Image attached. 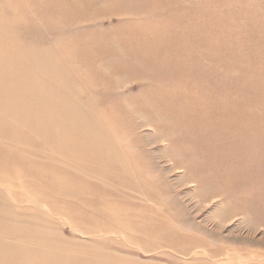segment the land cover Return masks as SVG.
<instances>
[{
  "label": "rangeland",
  "instance_id": "1",
  "mask_svg": "<svg viewBox=\"0 0 264 264\" xmlns=\"http://www.w3.org/2000/svg\"><path fill=\"white\" fill-rule=\"evenodd\" d=\"M58 2L61 8L58 3L51 6L47 0H0V26L3 27L0 29V88H8V91H0V222L41 223L51 232L48 237L69 238L76 244H71L75 249L93 242L89 246L92 250L97 248L109 253L104 256L108 263L120 257L133 264H264V227L251 230L255 219L245 222L241 217L224 222L222 228L215 227L220 221L215 213L223 197L208 202L200 200L196 185L188 181L186 172L174 169L171 160L159 156L167 143L162 142L158 132L147 128L135 131L143 137L142 146L146 150V153L137 152L145 157L153 174L163 176L168 187L156 201L150 195L148 198L145 191L135 192L121 185L114 176L104 177L105 170L119 176L128 164H115L118 155L114 147L101 148L107 138L113 144L119 140L114 125L120 134L126 127L134 129L133 123L124 118L126 112L123 111L132 105L133 99L147 98L155 106L167 107V97L180 100L187 95L192 101L196 92L202 91L201 104L216 105L219 100L216 107L222 110L230 103L234 109H238V104L242 110L243 107L250 109L247 118L242 117L241 112L228 121L232 132L249 129L258 134L264 132V0H123L122 5H111L98 12L99 15L106 13L107 17H99L101 19L95 22L84 21L82 15H77L70 0ZM14 14L20 15L19 19L22 16L21 21L17 16L15 19ZM7 25L12 27V32L5 33ZM117 53L123 58L126 70L112 75L107 72L113 68L108 59L114 54L116 58ZM133 70L151 73L152 77L129 74ZM12 71L18 72L19 79L25 81H17V77L10 75ZM30 80L35 82L31 84L33 89L29 87ZM37 90L51 96L44 107L35 113L19 109L24 96L37 104ZM60 97H66L67 104L63 105ZM63 118L66 119L62 123L63 132L57 135L66 134L64 137L72 139L52 147L48 141H58L55 133L62 126L56 121ZM213 124L215 129L211 132L204 127L191 131L190 144L194 148L191 156L194 164L208 168L203 172L205 180L222 186L229 183L233 169L244 161L245 140L235 132L229 139L231 150L219 147L210 137L222 125ZM175 139L185 143L183 136ZM95 146L99 148L94 149ZM75 147L86 150L91 147L92 155L88 150V153L69 156L67 151ZM22 150L29 152L26 157L33 167L47 169V175L41 178L35 174L14 173L10 163H23L4 162L3 158L8 152L19 159ZM217 152L224 155L219 161L224 178L219 179L212 173L216 168H209V163L205 162ZM230 153L234 154V159L230 158ZM103 157L108 158L105 165L98 161ZM135 169L139 170L138 165ZM254 172L253 165L244 164L242 182L247 179L256 182L252 178H258ZM52 178L55 184L50 183ZM62 187L75 193L76 199L55 193ZM128 195L142 200L147 196L150 202L129 199ZM167 200L174 203L175 210L171 214L185 216L186 213L185 223L178 221L177 226L175 221L163 216L164 211H172L165 207ZM85 209L87 218L81 215ZM115 215L119 216L115 218ZM133 215L138 220L142 217L144 221H138L141 227L145 231L152 230L157 236L153 239L140 236L136 221H126ZM121 216L125 224L120 223ZM213 226L218 235L210 233ZM93 228L96 233L89 230ZM167 228H173L171 231L183 238L162 242L158 235H164ZM219 236L222 239L216 241ZM254 239L259 241L253 244ZM196 241L202 251L209 247H229L226 250L231 253L241 250L257 259L245 261L241 257L226 258L225 253L205 252L206 261L195 259L193 262V258L183 257L182 250L192 247Z\"/></svg>",
  "mask_w": 264,
  "mask_h": 264
},
{
  "label": "bare ground",
  "instance_id": "2",
  "mask_svg": "<svg viewBox=\"0 0 264 264\" xmlns=\"http://www.w3.org/2000/svg\"><path fill=\"white\" fill-rule=\"evenodd\" d=\"M47 1L51 6H54L56 3H58V7L61 8L58 0H47ZM70 4L73 7V9L75 10V13L77 15L83 16L84 21L95 22L97 20H100L101 18L107 17L105 15L106 13L104 15H99L98 12L105 10L108 6H111V5H122L123 0H70ZM16 16L18 17L17 19H19L20 15L18 16V14L17 15L14 14L15 19H16ZM99 17H101V18H99ZM21 18H22V16H21ZM21 18L19 19L20 21H21ZM129 20H130V18H129ZM8 27H6V29H4L5 33L13 31L12 27H9V29L11 28V30L8 31L7 30ZM133 27H134V25H133ZM2 28L3 27H1L0 29H2ZM182 36H185V35H182ZM113 40H114V38H113ZM113 45L115 47V44H113ZM132 51H133V49H132ZM118 52H120V51H118ZM114 56H115V54H114ZM114 56H110L108 59L109 63H111L113 65V68L110 69V71L107 69L108 68L107 66H109V64H107V66L104 65L105 69L108 70V71L107 70L106 71L112 75H114L118 72L122 73L126 70V67L124 66V64L122 62L123 58L120 56L118 57V53H117L116 58ZM140 57H142V56H140ZM98 62H100V61H98ZM100 63H102V62H100ZM156 71H158V70H156ZM180 71H181V69H180ZM10 73H11L10 75H12L13 77H17V79H16L17 81L22 82V83L25 81V80L19 79L18 72L12 71ZM133 73L137 74V75L138 74L146 75V76L150 75L148 77H150V78L152 77L151 73H148V72L147 73H137L136 70L134 72L129 73V74H133ZM7 74H9V73H7ZM10 75H8V77H11ZM156 76H158V75H156ZM114 78L115 77H113V79ZM175 81H176V79H175ZM177 82H178V80H177ZM201 82H202V80H201ZM205 82H206V80H205ZM190 83H192V82H190ZM202 83H200V84H202ZM31 84H35V82L34 81H31V83L29 82V87L31 89H33L32 88L33 85L31 86ZM184 84H186V83H184ZM172 86H173V84H172ZM193 87H195V86H193ZM6 88H7V86H6ZM163 89H161V90H163ZM196 89H198V87ZM196 89L194 91H196ZM200 89L203 90V88H200ZM6 90L3 89V87L0 88V91H6ZM224 90L226 91L227 89H224ZM187 91H185L186 94H187ZM41 92H42L41 90H37V93H38V98L36 101L37 104L31 103L30 102L31 100L25 99V96H24V100H22V101L20 100V103H19L20 105L18 108L22 109L23 112L25 111L27 113H35V112L41 110L42 109L41 107H44V104H46V100L51 99L50 94L49 95L46 93L41 94ZM192 92H193V90H192ZM204 92L206 93V90ZM173 93H175V92H173ZM201 93L197 94V92H196V95H194L193 99H192L193 102L190 100L191 97L187 98V95H186V97H183L184 95L181 96L182 99H180V100L177 99L176 97H167L165 95H161L162 97H167L166 98L168 100V106L167 107H165V106L163 107L160 105L155 106L154 103L149 101L147 98H143L141 100L133 99L132 105L129 104L128 105L129 107H126L127 110H123V111L126 112V113H124L125 114L124 118L129 123H131V122L133 123V124L132 123L131 124H132V127L134 129H129L130 127H126V129H123L124 132L121 131V134H120L119 130H117L115 128V125H114L113 128H114L115 133H118L117 137H119V140L117 138L116 140H118V141H116V143L113 144V142H110V138H107L105 143H102V145H101V148H103V149H108L110 147H114L117 150V155H118V157L115 159V164H117V165L128 164V167L125 169L122 168V171H120L121 174L119 176H116L115 173L110 171V170H105L103 175H104V177L114 176L120 182L121 185L124 184V185L128 186L132 191L140 192V193L146 192L148 195V198L150 195V198H152V200H155V201L159 200L160 195L162 193L166 192L168 190V187L165 184V182H163V179H164L163 176L153 174L150 171L151 170L150 165H148L149 163L146 162L145 157L141 153L137 152L140 150L142 153H146L145 152L146 150H144L143 146H142V144L145 142L143 137H139L138 135L135 134V131L139 130L141 128L142 129H146V128L147 129H153V131H156L159 133V138L162 139V142L167 143V145H165V148L161 149V152L158 151V152H160L159 156L162 158H166V159L171 160L173 162L174 169H179V170L181 169V170H184L186 172V175L188 177V181L190 183L196 185V188L198 190L197 197H199L200 200H202L203 202L204 201L208 202V201H211L212 199H215L218 197L224 198V199L222 198V201L220 203L221 205H220V207L217 208V211L215 213V216H216L215 218L220 220L218 223L219 225H217L215 227L222 228L221 225H224V222L231 220L233 218H236V217L243 218L245 222H246V220H250V219L254 220L255 219L256 223L253 225H256V226L253 227V225H250V226H252L251 230H256L257 228H259V226L264 227V132L262 131L260 134H258L259 132L256 133L252 129H249L248 131H245V132H242L241 130H235L232 132V130L228 129L230 127V124L228 121H230L232 118H235L236 115L241 113V112L244 113V115L242 117L247 118V113L249 112L250 109H247V108L244 109V107H243V110H242V107L239 106V104H238V109H234L231 107V103H230V105H227L229 103H227L225 101L226 99L224 100L227 103L226 105L232 109H228L227 106L225 105V102L223 104L226 106L225 110H222L223 105L221 107L222 109L216 107V105L220 103L219 100H218V103H217V101H215V103H217L216 105H214L212 103L211 104L207 103L208 105H204L205 102L203 104H201L200 101H202V100H199L203 96ZM193 94H191V95H193ZM215 94H216V92H215ZM217 94H216V97H217ZM188 96H190V95L188 94ZM237 96H238L237 99H239L240 96L239 95H237ZM212 98H213V96H212ZM217 98L219 99V97H217ZM222 98L224 99V97H222ZM234 98H235V96H234ZM60 99H61V102L63 103V105L67 104V102L69 101L66 97H60ZM230 101L231 100H229V102ZM123 104H125V103H123ZM235 110H237V112L238 111L239 112L237 113ZM65 121H66V119L63 118L59 121H56V123L58 126H60V125L62 126V123ZM70 121H72V120H70ZM216 122H218L219 125H222L221 129L220 130L217 129L212 134L213 137H210V138L213 139V141L219 147L225 146V147H228V150H231L233 147L229 146V139L235 134V132H239L241 137H243L245 140V143H243V145H245V153L246 154L243 155V157H242V160H244V161L237 164V168H234L232 175H230L231 179L229 178V183L222 185V186H219L218 182H209V180H205L203 178L204 177L203 172L208 168L205 166H197V164H194V158H193V156H191L194 154V148L190 144V139L193 137V133L191 131L193 129H196V127H204L205 129H207V131L211 132L215 129V127L213 126L214 125L213 123H216ZM73 123H74V121H73ZM47 125L48 124H46L45 126L48 127L49 125L48 126ZM46 127H44V128H46ZM55 129H57V128H55ZM61 131L63 132V126L61 129H58L55 134L56 135H57V133L60 134ZM65 135L66 134H64V136ZM57 136H58V138H57L58 141H56V140H53V142L48 141L50 146H52V147H54V145H56V146L60 145L61 146V145L66 143L65 142L66 140L72 139L69 136L68 137H64L63 135L62 136L57 135ZM178 136H181V137L183 136L185 139V143L184 142H181V143L176 142L175 137H178ZM123 140L125 143L121 142ZM261 140L263 141L262 144L259 143ZM80 144H78V145H80ZM95 147L96 148H94V149L99 148L98 146H95ZM89 148H91V147H89ZM89 148H88V150L91 154V150ZM257 148H259V149H257ZM88 150H86L84 148L75 147L72 151H67V150L66 151H67V154H69V156H71V155L74 156V155L83 154L86 152L88 153ZM164 151H165V154H163ZM7 154H8V152H7ZM7 154L4 156L5 158H3L4 162L6 160L9 162L14 160V161H19L20 163H23L22 165H16L13 162L10 163L14 173L17 172L20 175L35 174L36 176H40L41 178L43 176L47 175L46 174L48 172L47 169L42 171L41 169L40 170L38 169L39 167L38 168L33 167V164H31L29 159L26 157V156L30 155L28 151H23V150L19 151V159H16V156H13L10 154L7 155ZM229 156L231 159H234V154L230 153ZM110 157H111V155H110ZM223 158H224L223 153L217 152V154H215L212 158L205 161V162L209 163V165H208L209 168L212 166L216 168L215 170H212V173L215 172V174H216V179H219L224 175V171H222L223 169L219 165V161ZM98 161L103 162V164L105 165L106 162L108 161V158L103 157L101 160H98ZM244 164H248V165L251 164V165H253V167H255L254 174L258 178L254 177V176H252V178L256 182H251L250 179H247L244 182H242L243 175L241 174V167ZM136 165H138L139 170L135 169ZM42 169H43V167H42ZM126 175L127 176L132 175L134 177L133 180L128 178ZM162 175H164V174H162ZM222 178H224V176ZM144 179H147V180H144ZM56 181H57V179H56ZM50 183L55 184L53 178L50 180ZM57 183H59V182L57 181ZM49 187H51V185ZM116 191H118V189H116ZM55 193H60L63 196L72 197L74 199H76L75 197H77L75 193H71L70 191L69 192L66 191L64 189V187L60 188ZM136 194L137 193H135V195ZM135 195H128V198L129 199L130 198H132V199L137 198L138 201L142 200V198H139ZM254 195H257V196H254ZM44 197H46V196H44ZM141 197H142V195H141ZM148 198L146 196L145 199H143L142 201L150 202V200ZM165 203H167L165 205V207L172 209L171 212L169 209L170 213H167L166 211L163 212V214H164L163 216H165L166 219L173 221V222L175 221L176 223L178 221L180 223H182L181 220L184 223L186 222V220H184V217L187 216L186 213H185V216L183 214H180V215L179 214H171L175 210L174 203L170 202L169 200H167ZM106 208L109 209L110 204L106 205ZM81 213H82L81 215H83L85 218H87V215H88L87 209H85L84 211H81ZM102 213H104V212H102ZM118 216L119 215H115L114 217L117 218ZM81 218L82 217H79V219H81ZM119 219H121L120 223L125 224L124 223L125 220H124L123 216H121ZM126 221H128V222L136 221L134 224H136V227H138V230L136 229V231L140 234V236L146 235L150 239L154 236H157V234L155 232H153L152 230L145 231L141 227V224H139L138 221L143 222L144 220L142 217H140V220H138L137 216L133 215V216H131V220L127 217ZM30 223H32V222H30ZM170 223L172 224V222H170ZM177 226H179L178 223H177ZM215 227L213 228V231L210 233L215 232L216 235H218L219 233H217V230L215 229ZM49 229H52V228H49ZM89 230H91L92 233H96V232H94V230H95L94 228L89 229ZM171 230H173V228L165 229L164 235L163 234L161 236L158 235V238H160L162 240V242L167 243L168 240H170L171 238L179 237L178 232L177 233L172 232ZM74 231H76V230H74ZM0 232H1L0 233V264H133L132 262H130V260L128 261V260H125L124 258H120V257L117 258V260L115 262L108 263L104 256L106 254H109V253L105 250H101V249H97V248L95 250H92V248L89 246H91L92 245L91 243H93V242H91V243L88 242V244H86L84 246L78 245L75 249L74 245L71 246V244H75V243L69 238L65 237L66 239H63V238L52 239L51 237H48V235H52L51 232H48V230L45 229L44 225L41 223H37L34 225L17 223V225H16V224H12L9 221H6V222L2 221V222H0ZM54 234L55 233H53V235ZM33 238H35V240H32ZM179 238H183V237L180 236ZM218 239H222V237L219 236L216 239V241ZM254 241H251V243L256 244V242L259 240L254 239ZM191 246L192 247H189V248L186 247L185 249H183L182 255H183V257H189V258L191 257V259L193 258V262H195V259L199 260L197 262L206 261L208 258L207 259H204V258L208 257V256L204 255L205 252L211 253L212 255L225 253L224 256L226 258L228 256L231 259L235 258V257L238 259V257H241V258H243V260L245 259V261L248 258H251V259L255 258V257H253L254 255L251 256L249 253L246 254L245 251H241V250H240V253H238V252H236V253L232 252L231 253L230 252L231 250L230 251L228 249L226 250V248H229V247H226L225 249H223L224 247L217 248V249H213L212 247H209V248L205 249L204 251H202L200 249L202 247H201L200 243H198V242L191 244ZM177 251H179V250H177ZM250 253H252V252H250ZM194 257H197V258H194ZM213 258H214V256H213ZM255 259H257V258H255ZM263 260L264 259H262V261Z\"/></svg>",
  "mask_w": 264,
  "mask_h": 264
}]
</instances>
